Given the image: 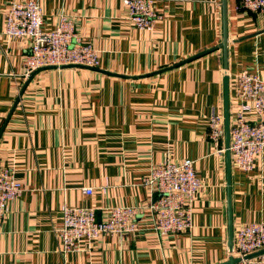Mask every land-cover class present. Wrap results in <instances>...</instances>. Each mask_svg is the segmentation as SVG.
I'll use <instances>...</instances> for the list:
<instances>
[{"label":"crops","instance_id":"obj_1","mask_svg":"<svg viewBox=\"0 0 264 264\" xmlns=\"http://www.w3.org/2000/svg\"><path fill=\"white\" fill-rule=\"evenodd\" d=\"M26 1L34 0H0V167L23 188L0 224V264L227 262V169L218 153L225 139L207 138L211 114L225 115L221 0H155L160 19L152 31L131 25L122 0H38L43 30L70 17L81 43L97 50L99 67L42 69L31 78L23 69L28 41L3 34L10 5ZM226 1L230 129L239 106L230 90L235 76L264 81V13ZM166 157L192 160L201 183L189 231L156 233L145 210L136 232L60 252L64 207L93 208L99 219L105 208L147 207L154 194L143 180ZM230 200L234 240L238 225L264 221V152L250 172L230 158Z\"/></svg>","mask_w":264,"mask_h":264},{"label":"built area","instance_id":"obj_2","mask_svg":"<svg viewBox=\"0 0 264 264\" xmlns=\"http://www.w3.org/2000/svg\"><path fill=\"white\" fill-rule=\"evenodd\" d=\"M127 19L138 31H152L160 19L154 7L155 0H122ZM237 10L244 13H264V0H239ZM42 10L38 0L12 3L5 16L3 34L7 39H24L29 50L24 59V77L34 72L54 67L98 68L99 56L91 45L78 39L72 19L60 15L54 29L43 30ZM234 100L239 103L234 124L229 129L231 161L244 172L253 169L255 159L264 152V81L257 74L247 72L235 76L231 86ZM259 120L251 122L247 113ZM207 138L214 145L224 139V118L212 113L209 118ZM225 149L218 151L224 154ZM154 194L147 207H109L99 219L93 208L64 207L62 227L58 231L60 252H78L82 241H92L105 235H124L139 229L137 219L144 211L151 214L152 228L159 234H177L192 228L191 204L201 188L192 160L173 163L168 157L150 167L149 176L143 180ZM23 192L15 180L14 171L0 167V224L7 215V204L17 200ZM86 196L91 189H83ZM229 255L239 264H264V253L245 259L264 250V221L238 225Z\"/></svg>","mask_w":264,"mask_h":264},{"label":"water","instance_id":"obj_3","mask_svg":"<svg viewBox=\"0 0 264 264\" xmlns=\"http://www.w3.org/2000/svg\"><path fill=\"white\" fill-rule=\"evenodd\" d=\"M221 7H222V43L218 48L223 50V64H224V142H225V159H226V169H227V219H228V241L227 247L229 253L232 252L233 249V234H232V216H231V200H230V153H229V109H228V87H227V76H226V61H227V1L221 0ZM214 49L206 51L198 56H203L212 52ZM188 61H185L186 63ZM181 63L180 65H182ZM179 66V65H178ZM54 67H46L43 69H52ZM56 69V68H55ZM42 70V69H40ZM31 78V76H30ZM264 250L259 251L253 255H249L245 257V259H250L260 254H263ZM240 260L237 258H233L232 255L229 256L227 262L223 264H239Z\"/></svg>","mask_w":264,"mask_h":264}]
</instances>
